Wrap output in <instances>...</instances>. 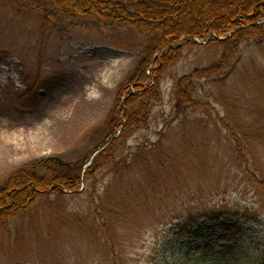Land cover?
Segmentation results:
<instances>
[{
  "label": "rangeland",
  "instance_id": "1",
  "mask_svg": "<svg viewBox=\"0 0 264 264\" xmlns=\"http://www.w3.org/2000/svg\"><path fill=\"white\" fill-rule=\"evenodd\" d=\"M49 2L0 0V186L45 160L82 189L0 225V264H264V36L215 73L220 46L179 38L142 104L148 36ZM121 106L139 120L111 140Z\"/></svg>",
  "mask_w": 264,
  "mask_h": 264
},
{
  "label": "trees",
  "instance_id": "2",
  "mask_svg": "<svg viewBox=\"0 0 264 264\" xmlns=\"http://www.w3.org/2000/svg\"><path fill=\"white\" fill-rule=\"evenodd\" d=\"M60 12L71 17L92 16L99 22L103 15H109L111 22L127 20L137 31L148 36L145 47L146 61L140 64L141 83L136 82L139 91L138 102L145 103L140 85L157 78L159 69L165 65L171 57L168 53L177 48L179 38H200L208 43L218 45L222 48L221 59L217 64L210 67L211 73L226 67V63L236 55V46H240L247 38L264 36V0H45ZM86 14V15H85ZM263 35V36H262ZM218 37H224L218 39ZM260 41V40H259ZM191 43H195L192 42ZM177 50V49H176ZM165 53V54H164ZM158 59L152 64L150 71L146 70L151 64L154 55ZM176 56V55H175ZM231 56V57H230ZM230 57V58H229ZM217 68L213 70L211 68ZM138 76V74H137ZM194 76V74L192 75ZM136 80L135 78H132ZM140 79V77L138 78ZM192 78H186L184 87L188 95L184 94L181 83L177 84V105L189 109L194 106L191 92L194 86ZM184 82V81H183ZM154 84V82H153ZM129 83L121 89L123 95L129 100ZM181 85V86H180ZM144 89L147 92L150 88ZM189 96V97H188ZM190 98V99H189ZM126 100V102H127ZM144 100V101H143ZM132 102V101H131ZM130 102V103H131ZM126 105V104H125ZM122 116L117 119L113 126L112 138L116 131L123 126H132L139 120L130 107L120 108ZM251 128L250 136L253 140H263L264 133H255ZM44 161L35 160L31 164L12 171L0 186V225L22 214L28 205L36 199L45 197L47 194H61L66 189L72 193L80 189L79 172L63 173L60 168L55 172H47L49 167H42ZM56 170L60 172L57 173ZM120 201L110 204L115 206ZM114 210V209H113ZM116 212V210H114ZM191 229L188 234H195Z\"/></svg>",
  "mask_w": 264,
  "mask_h": 264
},
{
  "label": "bare ground",
  "instance_id": "3",
  "mask_svg": "<svg viewBox=\"0 0 264 264\" xmlns=\"http://www.w3.org/2000/svg\"><path fill=\"white\" fill-rule=\"evenodd\" d=\"M45 127V125L43 123H41L38 127H37V131L42 130Z\"/></svg>",
  "mask_w": 264,
  "mask_h": 264
}]
</instances>
